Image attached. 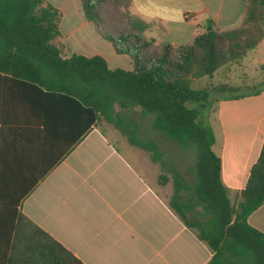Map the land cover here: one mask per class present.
I'll return each mask as SVG.
<instances>
[{"label": "crops", "instance_id": "obj_1", "mask_svg": "<svg viewBox=\"0 0 264 264\" xmlns=\"http://www.w3.org/2000/svg\"><path fill=\"white\" fill-rule=\"evenodd\" d=\"M45 1L61 14L54 43L64 57L100 56L112 70H132L128 56L117 55L97 36L81 0ZM245 10V0H132L128 12L147 38L177 47L210 30L238 29ZM235 66L242 69L239 80ZM250 68L259 71L260 83L264 38L240 63L218 72L227 82L222 85L252 84ZM208 108L198 119L214 133L221 180L236 200L263 145L264 90L234 100L219 96ZM121 142L128 145L126 152ZM156 166L149 153L113 127L87 131L85 113L73 101L2 81L0 264L13 208L83 264H208L213 252L169 207L164 186L150 177ZM247 222L264 234V204Z\"/></svg>", "mask_w": 264, "mask_h": 264}, {"label": "trees", "instance_id": "obj_2", "mask_svg": "<svg viewBox=\"0 0 264 264\" xmlns=\"http://www.w3.org/2000/svg\"><path fill=\"white\" fill-rule=\"evenodd\" d=\"M131 2L81 0L97 36L117 55L131 59L128 71L110 69L100 56L64 57L54 43L61 14L45 0H0V86L2 81L23 84L69 99L85 113L87 131L104 120L130 145L149 153L151 162L167 174L159 176L160 184L171 182L169 207L213 252L208 264H264V234L247 222L264 204V141L246 185L232 203L221 180V160L212 151L214 133L198 119L211 91L229 92L223 100L257 96L264 81L234 95L240 89L222 84L191 87L194 79L211 78L224 66L240 63L260 44L264 0H245L238 29L210 30L177 47L147 38L128 12ZM134 109L141 118L152 116L151 129L159 136L195 151L196 161L189 167L192 179L157 142L139 137L141 122L128 115ZM11 213L2 264H83L15 208Z\"/></svg>", "mask_w": 264, "mask_h": 264}, {"label": "rangeland", "instance_id": "obj_3", "mask_svg": "<svg viewBox=\"0 0 264 264\" xmlns=\"http://www.w3.org/2000/svg\"><path fill=\"white\" fill-rule=\"evenodd\" d=\"M221 70H223V68H221L218 71H216L215 72L216 75H214V77L212 79L209 78V77H204V78H200V79H194L192 81V83H191V87L194 88V89H200V88L211 89L212 87H215V86H217L219 84H223L225 82L224 78H223V76H220V73H218V72H221ZM241 71H242L241 68L235 66L233 74H235L236 80H239V78H240L239 77V73ZM246 72L249 73L250 78L252 79L251 80L252 84L246 85V86H242V87H235V88L240 89V91L232 93L233 95L234 94L243 93L249 87L257 86L261 82L264 81V79H263L260 83H258L259 82V78H260L258 70H253L252 68H250V69L246 70ZM232 81H233V79H232ZM225 83H227V82H225ZM228 93L229 92L218 93V92H215V91H211V93H210V102H209V108L208 109H210V106L212 105L213 98H216V97H219V96L220 97L221 96H226V95H228ZM116 110H119L118 107H116ZM128 115H130L131 117H133V118H135V119H137L138 121L141 122L140 130H139L140 131L139 137H141L143 139L154 140L155 142H157L159 144V147H160L161 151L165 154V156L166 155L170 156L176 162V164H177L179 170L181 171V173L187 179H192V174L189 172V167L196 161V153H195V151L193 149H184V148L178 146L176 143H174L172 141H169V140L159 136L157 134V132L152 131V129H151L152 116L151 115H147L146 117L141 118L139 116L138 109L132 110L131 112L128 113ZM203 123L205 125H207L205 120H204ZM102 124L112 128V125L108 124L104 120H102ZM105 129L106 128H104V131H105ZM127 146L122 144V142H121V144H119V148H121V150H123V152L125 151L124 148H126ZM156 168L157 169L155 170V172L151 171V172H149V175L153 179L154 183L160 184L159 176L161 174H166V172L162 171L160 169L159 165L156 166ZM169 178H170V176H169ZM160 185L164 186V188H165V189H163V190H165L164 191V195L169 200V198L171 197V194H172V192H171V182L168 181L167 183L160 184ZM166 188L168 190H166ZM230 199H231L232 203L235 202V196L233 194L230 195Z\"/></svg>", "mask_w": 264, "mask_h": 264}, {"label": "water", "instance_id": "obj_4", "mask_svg": "<svg viewBox=\"0 0 264 264\" xmlns=\"http://www.w3.org/2000/svg\"><path fill=\"white\" fill-rule=\"evenodd\" d=\"M211 28L209 27L208 30H210Z\"/></svg>", "mask_w": 264, "mask_h": 264}, {"label": "flooded vegetation", "instance_id": "obj_5", "mask_svg": "<svg viewBox=\"0 0 264 264\" xmlns=\"http://www.w3.org/2000/svg\"><path fill=\"white\" fill-rule=\"evenodd\" d=\"M151 161V160H150ZM152 163V162H151ZM157 165V164H156Z\"/></svg>", "mask_w": 264, "mask_h": 264}]
</instances>
